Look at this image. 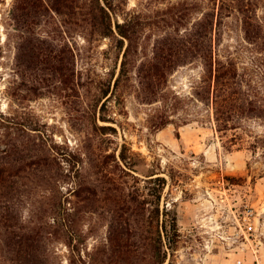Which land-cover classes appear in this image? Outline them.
I'll return each instance as SVG.
<instances>
[{
  "label": "rangeland",
  "instance_id": "1",
  "mask_svg": "<svg viewBox=\"0 0 264 264\" xmlns=\"http://www.w3.org/2000/svg\"><path fill=\"white\" fill-rule=\"evenodd\" d=\"M92 1L63 14L49 7L36 28L72 49L67 84L47 71L22 76L16 0H0V154L39 144L58 159L53 173L27 163L18 176L13 231H41L48 264H117L110 234L126 219L137 233L126 264H161L140 235L158 230L163 264H264V42L251 44L241 15L221 13V0H111L113 9L101 0L114 31L103 36L101 16L94 27L81 7ZM253 1L264 18V0ZM170 53L172 62L158 59ZM218 54L240 74V99L227 106L238 110L223 123L210 74ZM157 65L166 74L149 76ZM174 216L180 236L170 249L163 225ZM9 236L0 223V264L16 263Z\"/></svg>",
  "mask_w": 264,
  "mask_h": 264
},
{
  "label": "trees",
  "instance_id": "2",
  "mask_svg": "<svg viewBox=\"0 0 264 264\" xmlns=\"http://www.w3.org/2000/svg\"><path fill=\"white\" fill-rule=\"evenodd\" d=\"M75 3L76 0H16L13 18L16 21L18 30H21L23 33L18 46V67L21 70L22 76L27 77L30 74V77L38 78V76H43L46 73L45 71H47L49 77L53 80L58 79L65 81L67 84L72 82L74 77V53L72 49L70 46L60 47V44L39 37L36 28L50 14V8L59 14H63L74 9ZM105 3L110 9L114 8L111 0H105ZM81 7L88 11L86 16L91 19V24L94 27L98 25V14L99 17L101 16L103 20L101 34L103 36L110 37L114 33L110 14L103 7L101 0H93L89 4L84 3ZM225 10L231 13L236 11L241 15L246 39L251 44L257 45L261 41V43L264 42V18H261L257 14L253 0H221V13ZM210 25L212 26L213 23L209 22ZM126 27L127 24L123 26L118 24L120 34L129 39V33L124 30ZM201 38V34L195 36L194 46L196 48H199L202 42ZM212 49L213 45L211 43V60ZM173 56L170 53L166 56H158V59L161 62L168 63L172 62L171 57ZM215 60V63H211L210 74L215 77L214 102L216 104L218 120L223 123L225 117L228 118L226 121L231 120L228 114H233V111L238 110V107L234 108V105L230 108L227 106L228 103L231 104L234 101L237 102L238 98L240 99V97H234L235 92L233 91V86L240 85L238 78L240 74L238 73V69L236 68L237 63L234 59L218 54ZM123 70L116 81V85L119 84L124 74ZM151 72L149 76L157 78L166 74V71L159 65L154 66ZM49 77L47 75L45 77L46 80ZM152 85L153 81L148 83L149 87ZM240 103L235 104L240 105ZM242 107L244 105L240 109ZM1 116L2 113L0 112ZM35 145H29V149H22L19 145L15 144L9 150L3 151L1 149L2 154H0V223L3 227H6L7 234L10 235L9 239H7V244L15 253V264H48L49 262L46 246L47 239L41 231L33 229L32 234H29L30 232L25 227H21L25 231L22 233L13 231L12 229L18 226L15 220L16 217L14 216L15 200L20 198L24 192L23 187L18 183V176L21 172H26L28 166L34 170H42L43 173H53L52 169H54L56 161H58L56 158L45 155L42 146L37 144L38 147H36ZM31 149H34L33 155H29ZM36 149L39 152L35 154ZM22 162H24L23 165L21 164ZM27 163L28 166L25 167ZM7 166L11 167V170H8ZM93 194H96V192H93ZM122 208L119 210L115 209L117 219L119 218L120 220H122L123 214H125ZM58 216H61V213H56L58 222L67 220L65 217L61 219ZM165 223L163 227L168 247L174 249L180 236L178 233L177 217L174 216L172 218L170 228ZM133 230L130 225V219H126L124 224H121L119 228L112 229L110 234L112 255L116 258L117 264H126L131 258L135 257L136 251L129 242L137 235V233L133 234ZM158 231L157 234L149 231L147 235H140L144 236L148 247L155 248L156 254L160 258V263L163 264L167 258V253L164 251L165 244L162 232ZM94 260H97V256ZM72 264H74V261H72Z\"/></svg>",
  "mask_w": 264,
  "mask_h": 264
}]
</instances>
